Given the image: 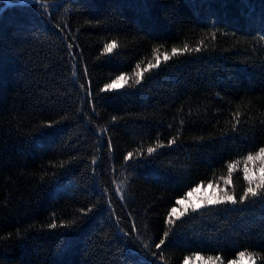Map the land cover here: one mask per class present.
<instances>
[{
    "label": "trees",
    "instance_id": "obj_1",
    "mask_svg": "<svg viewBox=\"0 0 264 264\" xmlns=\"http://www.w3.org/2000/svg\"><path fill=\"white\" fill-rule=\"evenodd\" d=\"M261 147L264 0H0V264H264Z\"/></svg>",
    "mask_w": 264,
    "mask_h": 264
},
{
    "label": "snow or ice",
    "instance_id": "obj_2",
    "mask_svg": "<svg viewBox=\"0 0 264 264\" xmlns=\"http://www.w3.org/2000/svg\"><path fill=\"white\" fill-rule=\"evenodd\" d=\"M71 47V46H70ZM117 47L116 42L108 43L105 46V51L112 52L114 48ZM194 49L188 47L187 44L183 48H176L173 47L171 49L172 56H176L178 54H183L184 52H192ZM201 49L197 47L195 51H200ZM155 55V63H152L151 61L148 62L147 66L142 69L135 72V78L136 83H140L141 79L143 78V73L149 71L150 69L157 68L161 64V58L160 55H156V50H153ZM170 57L168 54L163 55V60L167 61ZM137 69H140V65L137 64ZM129 80V77H127L124 74H121L118 76L115 80L111 82V84L105 85L106 89H117L122 87L124 84H127ZM240 113L237 112L236 116L239 117ZM115 119V117L113 118ZM175 141L174 139H170L168 141V144L171 145ZM109 147H111L109 142ZM154 151L153 148H148V152L152 153ZM132 156V153H128L127 156H125V160L129 159V157ZM259 160L261 162V166L259 168V174L257 175L255 172H249V169L247 166L244 168V179L248 182V187L244 190L243 194L239 196V202H244L249 197H256L260 195V190L264 188V147H261L258 152H256L255 155L248 154L246 157V162H255ZM234 168L233 164L228 165L229 172H231ZM253 184L255 186H253ZM209 188H212V184L209 183ZM198 188H192L188 193H186V196L184 198H180L176 200V204L181 205L180 209H177L176 207H173L170 212V217H179L185 215L189 209H191L193 212L201 208L205 205H216V204H222V203H231L235 204L237 203V200L234 195L228 194L227 192H223L221 189V192H223L222 195H217L215 190L211 194H207L202 196L197 202H192L191 197L193 193L197 192ZM171 222V221H170ZM49 227H55L54 224L49 225ZM169 235L168 232L164 233V236L167 237ZM165 243L164 239H161L158 244H156V248L159 249L161 245ZM241 257L244 256V253L239 254ZM185 264H187V261H185Z\"/></svg>",
    "mask_w": 264,
    "mask_h": 264
},
{
    "label": "rangeland",
    "instance_id": "obj_3",
    "mask_svg": "<svg viewBox=\"0 0 264 264\" xmlns=\"http://www.w3.org/2000/svg\"><path fill=\"white\" fill-rule=\"evenodd\" d=\"M111 84V83H110ZM195 188H198L197 192L193 193L191 200L192 202H197L202 196L207 195V194H211L214 190L216 192L217 195H221V189H219L218 187L212 185V188L208 187L207 185H198ZM177 209L181 208V205H177L176 206ZM250 261L247 257H238L233 261H230L226 264H249ZM185 264V263H184ZM187 264H215L213 262H209V261H205L203 259H198V258H193L190 260H187Z\"/></svg>",
    "mask_w": 264,
    "mask_h": 264
}]
</instances>
